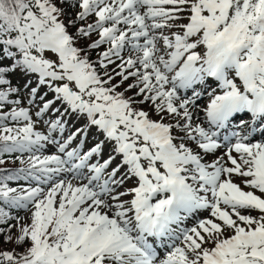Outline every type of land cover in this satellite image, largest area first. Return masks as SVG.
I'll return each mask as SVG.
<instances>
[{
	"label": "snow or ice",
	"instance_id": "1",
	"mask_svg": "<svg viewBox=\"0 0 264 264\" xmlns=\"http://www.w3.org/2000/svg\"><path fill=\"white\" fill-rule=\"evenodd\" d=\"M77 5L80 11L66 24L61 17ZM89 15L95 16L94 24L69 33V27ZM92 32L99 39L89 49L109 45L99 54V66L106 69L113 56L121 59L116 75L121 83L134 77L137 83L125 91L137 88L142 99L117 92L120 85L110 83L113 77L105 72L107 79H102L87 54L81 55L76 40ZM126 46L135 58L123 60ZM17 71L37 74L39 85L47 84L57 100L86 114L90 125L115 142L114 153L122 160L106 179L102 174L111 156L88 166L92 174L84 177L86 184L65 186L61 181L46 193L37 187L21 195L0 181V200L34 209L30 225L21 228L16 240L29 246L18 257L0 252V264H264V143L253 142L257 132L264 137V0H0V86H9L0 90V106L9 93L18 92L5 78ZM52 82L61 83L53 87ZM209 88L203 109L208 128L193 126L189 106L195 107ZM181 90L191 95L181 96ZM37 91L32 88L30 95ZM149 101L157 119L133 107ZM52 103L44 102L37 116ZM166 116L180 120L165 123ZM8 118L27 123L18 128L0 125V153L32 152L41 141L55 143L51 131H63L57 119L50 122L48 136L34 132L24 108L0 115V120ZM233 118H239L246 134L232 133L235 143L224 154L231 166L220 158L203 162L221 147L212 129L225 128ZM66 147L60 144L59 152ZM102 147L98 143L83 156L68 151L66 160L30 156L28 174L35 169L46 182L51 173H79ZM124 165L126 172L117 179ZM233 175L244 178V186L253 191H243ZM133 179L134 187L115 190ZM198 209H209L222 225L202 220L197 227L181 228ZM241 210L258 211L259 218ZM7 217L0 208V223ZM223 228L232 234L224 237ZM181 237L183 247H176L174 240ZM207 242L214 246L202 247ZM161 245L169 249L164 256Z\"/></svg>",
	"mask_w": 264,
	"mask_h": 264
},
{
	"label": "rangeland",
	"instance_id": "2",
	"mask_svg": "<svg viewBox=\"0 0 264 264\" xmlns=\"http://www.w3.org/2000/svg\"><path fill=\"white\" fill-rule=\"evenodd\" d=\"M143 11V9L141 10ZM187 21L186 20H181L179 21V23H186ZM123 27V25H122ZM176 30V29H175ZM173 30V31H175ZM161 30H157V34H159ZM164 33L165 34H170L169 32V29L165 28L163 29ZM141 43L143 42L142 40L140 41ZM131 53L134 55L133 58H135L136 54L134 52L131 51ZM46 58H49V59H55V57L50 54V53H46ZM6 63H10V62H6ZM8 80L10 82H12L17 88H18V91L20 94L23 95V100L26 102L25 104L27 106H31L35 111H36V122H37V132H39L41 135H45V136H48L49 135V129L48 128H45L43 127V125H41V120H44L46 122H54L55 120L59 119L57 116L61 115V106H63L64 108H67L65 107V103H63L62 101L60 100H57L56 97H55V93L48 87L47 84L45 85H39V82H38V75L37 74H29L27 76H24L23 74H21L19 71H17L16 73H8ZM28 84V87L25 88L24 85L25 84ZM53 83V87L57 86L58 83H61V82H52ZM70 87H73L72 85H70ZM32 88H37L38 91L36 93V96L35 97H32L30 95L31 93V89ZM73 90H75L73 88ZM179 95L183 96L182 94V91H180L178 93ZM186 95V94H185ZM191 95V92L188 91V96ZM41 97H43V100H41ZM202 100L201 98L199 100L196 101V103L198 101ZM31 101V103H30ZM47 101H53V103L51 104L50 108L41 116H37V112L40 110V108L43 106V103L44 102H47ZM178 103V102H177ZM209 103V99H206V101L203 103L201 102L200 103V110H202V107L203 106H207V104ZM189 109L190 111L192 112V115H193V120H192V124L193 126H195V124L199 123L202 127L203 126V121L206 123V120H205V116L204 113L201 112V117L203 120H199V114H198V110H197V107H192L191 105L189 106ZM150 114V113H149ZM151 115V114H150ZM172 116H169V118L165 119V121L167 120H172L173 122L175 121V119H172L171 118ZM66 119H67V116H66ZM84 119V118H83ZM157 119V118H156ZM85 120V119H84ZM15 123H17V125L15 126V128H18V127H22L24 126L22 124V122H19V121H14ZM207 124V123H206ZM69 128H67L68 130ZM213 131H216V130H213ZM227 133L229 132H223V134L227 135ZM91 134L92 135H98L99 136H103V133L101 131H99L96 126L93 127V131H91ZM175 134V133H174ZM104 138V136H103ZM50 139L55 141V143H49L48 141H41L40 145L36 146V148L33 149L32 152H18V156L19 157H30V156H38L40 157L41 159H43L44 157L46 156H52V155H55V156H59L60 155H64L66 154L68 151H73L75 150V148L71 147L70 145L67 144V147L65 149V152L64 153H61L59 152V145L60 144H64V142H56V140L53 138V133L51 132V136H50ZM89 140L87 141V143L92 140L90 138H88ZM79 140V139H78ZM77 140V142H78ZM102 141H99V142H92L91 144H87V148H89L90 150L98 143H101ZM109 143L110 146H108V149H105V143ZM111 142L110 141H107V140H104L103 141V147L100 151V153L98 155H93L95 158H89L88 161H87V166L83 169H81L80 171V176L81 175H84L86 173H89V176L92 174L88 171V166H91L93 164L97 165V163L101 160H105V158H108L109 159V153L111 152ZM233 144V143H227V146H225L224 149L220 150L217 149L216 152L219 153H215V154H212V155H208V156H205V159L208 161V162H213L215 161L216 159L220 158L222 159V162L225 164V166H231L228 162H227V158L226 156L224 155L225 152L228 151V148L230 147V145ZM48 147H52L51 151L50 149L48 150H43L48 148ZM90 150H86V151H76L79 155L83 156L85 155L87 152H89ZM62 159V157H60ZM73 163H79L78 160H74ZM113 164V161L112 163ZM111 165L110 167H108L104 172H110L111 171ZM32 172H34L32 170ZM69 171H62V172H59V173H51L49 174V177L54 179L53 176H55V180H57L58 182L56 183H59L61 181L64 182L65 186L68 184V183H71L73 186H82L84 183H78L76 178L71 175L70 177V182L69 180L66 181V179H60L59 180V177H61L62 175H65V174H68ZM35 174L38 175L39 177V180L41 182L45 181L44 179V175L41 174L40 172H35ZM58 178V179H57ZM233 178H239L241 181H239L242 186H244V183H243V180L241 177H238V176H235L233 175ZM87 182V181H86ZM127 182H129L127 180ZM56 183L50 181L49 184L51 185H45V186H41L40 184H36L37 187L41 188L43 190L44 193L48 192L49 189L48 186H54ZM32 184H33V181L28 177V176H24V179H23V183H22V186H23V189L24 190H27V189H30L32 187ZM8 185V184H7ZM35 187V188H37ZM245 187V186H244ZM245 189H247L248 191H253L252 189L250 188H247L245 187ZM125 191V189H123ZM256 192V191H255ZM60 193L57 194V196H59ZM11 211L10 213L14 212L16 214V216L18 218H24V219H31V212L34 210L32 208V205L29 204L28 205V208L25 209V208H17V207H10ZM252 210H247L244 211V214H247V215H253V213L251 212ZM243 213V211H242Z\"/></svg>",
	"mask_w": 264,
	"mask_h": 264
},
{
	"label": "trees",
	"instance_id": "3",
	"mask_svg": "<svg viewBox=\"0 0 264 264\" xmlns=\"http://www.w3.org/2000/svg\"><path fill=\"white\" fill-rule=\"evenodd\" d=\"M68 22V20L66 21ZM74 27H69L68 31L71 34L73 32ZM75 46L82 49L81 55L87 54V57L89 61L94 65L95 70L97 71V74L102 78H106L105 72L109 73L108 67L101 68L99 66L98 61L94 59L95 55L99 52L95 49H89L87 45L86 39H78L76 40ZM108 86V85H105ZM4 86H2L3 88ZM2 90V89H1ZM119 92V89L117 90ZM11 93H9L10 95ZM5 110L0 108V114L4 115ZM0 125H3L4 127H7V123L5 120H0ZM8 153H0V181L3 183L7 180L17 181L18 180V171L15 170V167L18 165L13 158L10 157L11 153H9V156H7ZM7 177H13L12 179H7ZM15 188L16 187H12ZM16 193H13L15 195ZM4 203H1L0 200V208H2L4 211H6L5 207L3 206ZM31 221L26 220H20L17 217L9 216L5 219L4 223H0V252H10L14 256H19L20 254H23V252L26 250V248L29 246V242L25 241L23 244H17L16 240L21 235V228L25 225H30ZM8 237H11V239H8Z\"/></svg>",
	"mask_w": 264,
	"mask_h": 264
},
{
	"label": "bare ground",
	"instance_id": "4",
	"mask_svg": "<svg viewBox=\"0 0 264 264\" xmlns=\"http://www.w3.org/2000/svg\"><path fill=\"white\" fill-rule=\"evenodd\" d=\"M236 128L241 129L240 125H239L238 127H236ZM72 173H73V172H72ZM65 177H67V175H66ZM84 181H87V180H84Z\"/></svg>",
	"mask_w": 264,
	"mask_h": 264
}]
</instances>
